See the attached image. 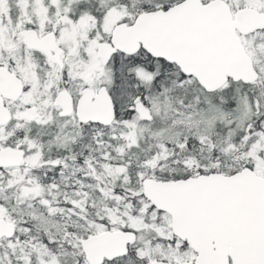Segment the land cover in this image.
I'll return each instance as SVG.
<instances>
[{
  "label": "snow or ice",
  "instance_id": "6c2138e0",
  "mask_svg": "<svg viewBox=\"0 0 264 264\" xmlns=\"http://www.w3.org/2000/svg\"><path fill=\"white\" fill-rule=\"evenodd\" d=\"M0 264H264V0H0Z\"/></svg>",
  "mask_w": 264,
  "mask_h": 264
}]
</instances>
